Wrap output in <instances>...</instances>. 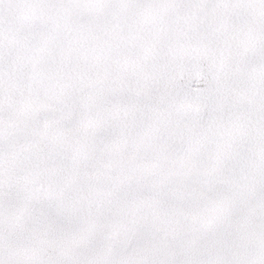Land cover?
<instances>
[{"label":"snow or ice","instance_id":"obj_1","mask_svg":"<svg viewBox=\"0 0 264 264\" xmlns=\"http://www.w3.org/2000/svg\"><path fill=\"white\" fill-rule=\"evenodd\" d=\"M0 264H264V0H0Z\"/></svg>","mask_w":264,"mask_h":264}]
</instances>
